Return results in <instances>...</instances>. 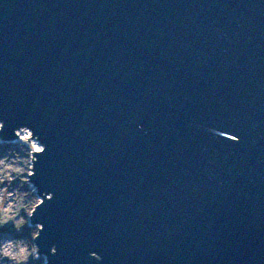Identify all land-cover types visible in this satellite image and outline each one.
<instances>
[{
  "label": "water",
  "instance_id": "water-1",
  "mask_svg": "<svg viewBox=\"0 0 264 264\" xmlns=\"http://www.w3.org/2000/svg\"><path fill=\"white\" fill-rule=\"evenodd\" d=\"M0 122L48 264H264V0H0Z\"/></svg>",
  "mask_w": 264,
  "mask_h": 264
},
{
  "label": "clouds",
  "instance_id": "clouds-1",
  "mask_svg": "<svg viewBox=\"0 0 264 264\" xmlns=\"http://www.w3.org/2000/svg\"><path fill=\"white\" fill-rule=\"evenodd\" d=\"M4 129L5 124L0 122V132H3ZM16 135L21 142L19 150H9L7 156L16 157L18 161L17 168L15 169L16 171H24L27 173V183L22 185V187L25 188V186L31 182V177L35 175L34 166L38 162L39 156L46 152L47 145L42 144L35 132L28 127L23 128L22 134L21 132H17ZM233 139L236 138L233 137ZM20 163L23 165L22 168L19 166ZM0 165H3V167H0V182H3L5 179H14L11 172L6 171L9 165L5 164L4 160H0ZM21 178L23 179L24 177ZM2 195L3 193L0 192V196ZM46 195L48 201H51L54 198V194ZM18 199L20 205L23 208L28 209V211L24 212L26 215L17 213L19 216L18 219L0 217V228L7 227L11 223L16 232H22L36 213L37 209L45 203V199L36 195L33 190H27L25 194H20ZM43 230L44 226L41 224L31 231L30 237L28 238H12L0 243V264H5L6 261L8 264H12L13 260L25 251H27L28 256L31 258L30 264H34V261L38 259L40 253L39 246L35 241L39 239ZM57 251L58 249L53 246L51 249L52 254H56ZM90 256L102 264L104 258L101 255L96 252H91Z\"/></svg>",
  "mask_w": 264,
  "mask_h": 264
},
{
  "label": "rangeland",
  "instance_id": "rangeland-1",
  "mask_svg": "<svg viewBox=\"0 0 264 264\" xmlns=\"http://www.w3.org/2000/svg\"><path fill=\"white\" fill-rule=\"evenodd\" d=\"M0 137L2 138L1 132H0ZM2 141L4 143L9 142V141H5V139H3V138H2V140H0V143ZM19 147H20V145H18V146L16 145V147H10L8 149L2 148V150H0V160H4V163L9 165V167L6 169V171L11 172L12 176L14 177V179H13L14 181L12 183H10L11 181L8 179H5V180H7L6 183L0 182V192L4 193V191L10 190L11 189L10 185L13 186V188L16 192L15 205H14V208L12 209V211L10 212V215L5 214V212H4V207L6 206L5 198L2 199L0 196V217L18 219L19 216L17 215V213H20L22 215H26V213H24V212L28 211V209H25L20 205V201L18 199V196L20 194H25L27 190H32L30 184H27L25 186V188L22 187V185L27 183V179H26L27 173L22 172V171H16L15 169L17 168V164H18L16 157H8L7 156V153L9 150L18 151ZM22 155H23V153H22ZM19 166L22 168L23 167L22 163H20ZM0 167H3V165H0ZM21 177H24V178L22 179ZM34 192L36 195H38L37 190H35ZM25 202H26V199H25ZM30 221H31V219H30ZM30 221H29L28 225L23 229L22 232H16L11 223L7 227L0 228V237L6 236V235L10 236V234H13L14 238H18V237L19 238H28V237H30L31 231L33 229H35V227H33L34 223L32 224V221L30 223ZM35 225L39 226L40 224L35 223ZM30 260H31V258L28 256L27 251H25V252H22L15 260H13L12 264H30ZM48 263H49L48 256L46 254H43V253H39L38 259L34 261V264H48ZM5 264H8V262L6 261Z\"/></svg>",
  "mask_w": 264,
  "mask_h": 264
},
{
  "label": "bare ground",
  "instance_id": "bare-ground-1",
  "mask_svg": "<svg viewBox=\"0 0 264 264\" xmlns=\"http://www.w3.org/2000/svg\"><path fill=\"white\" fill-rule=\"evenodd\" d=\"M22 130L23 128L19 129L16 131L17 132H21L22 134ZM15 133V134H16ZM0 140H2V138L0 137ZM5 141H9L8 143H4L3 141L0 143V150H2V148H10V147H16V145H20V140H19V137L17 135H15V138L13 139H10V140H5ZM16 144V145H15ZM24 172V171H22ZM7 180H3L4 183H6ZM12 183L14 180H10ZM31 185V188L33 191H35L36 189L34 188V186L32 185V183H29ZM11 189L10 190H6L4 191L3 195L1 196L2 199L5 198V202H6V206L4 207V212L5 214H9L10 215V212L12 211V209L14 208V205H15V196H16V192L13 188L12 185H10ZM35 189V190H34ZM31 223V221H30ZM33 227L37 228L38 226H36L35 224H33ZM14 238L13 237V234H10V236L6 235V236H1L0 237V243L4 242L5 240L7 239H12ZM46 261V260H45Z\"/></svg>",
  "mask_w": 264,
  "mask_h": 264
}]
</instances>
